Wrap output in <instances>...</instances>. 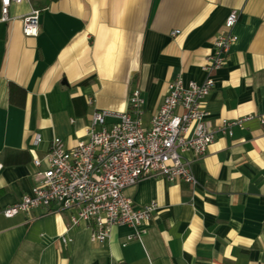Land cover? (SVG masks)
I'll use <instances>...</instances> for the list:
<instances>
[{"label":"crops","instance_id":"crops-1","mask_svg":"<svg viewBox=\"0 0 264 264\" xmlns=\"http://www.w3.org/2000/svg\"><path fill=\"white\" fill-rule=\"evenodd\" d=\"M31 5L40 8L32 36L22 30ZM231 9L236 40L212 72L204 107L215 126L249 117L231 134L217 131L201 155L186 152L196 183L156 175L127 185L135 205L157 208L139 225H113L104 240L90 239L86 219L67 228L74 208L2 213L37 181L46 162L33 158L53 136L73 146L95 110H123L134 87L148 125L172 78L203 80ZM8 14L0 20V264H264V0H24Z\"/></svg>","mask_w":264,"mask_h":264},{"label":"built area","instance_id":"built-area-1","mask_svg":"<svg viewBox=\"0 0 264 264\" xmlns=\"http://www.w3.org/2000/svg\"><path fill=\"white\" fill-rule=\"evenodd\" d=\"M21 1L24 0H0V20L9 19V5ZM39 17L40 8L31 5L22 15L24 34L38 33ZM237 19L238 10L231 9L206 56L204 79L185 82L181 76L172 78L148 125L142 122L144 99L139 88L134 87L123 110H95L85 127L86 137L73 146H67L60 136H53L45 155L33 158L37 166L42 160L46 162L45 168L36 171L37 181L30 191L5 206L2 213L12 216L38 206L74 208L67 228L86 219L90 239L104 240L113 225H139L149 220L157 208L154 200L135 205L124 192L127 185L143 176L156 175L169 181L196 183L186 152L201 155L217 131L231 134L233 125L249 117L221 118L215 126L204 107V98L214 85L212 72L225 62L230 45L236 40L233 28ZM108 117L113 119L107 121ZM39 139L36 136L35 141ZM136 236L138 232L128 238ZM63 240L67 238L63 236Z\"/></svg>","mask_w":264,"mask_h":264}]
</instances>
